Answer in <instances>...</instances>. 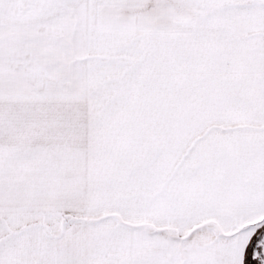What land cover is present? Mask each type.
Listing matches in <instances>:
<instances>
[{
    "label": "snow or ice",
    "instance_id": "6c2138e0",
    "mask_svg": "<svg viewBox=\"0 0 264 264\" xmlns=\"http://www.w3.org/2000/svg\"><path fill=\"white\" fill-rule=\"evenodd\" d=\"M0 264H264V0H0Z\"/></svg>",
    "mask_w": 264,
    "mask_h": 264
}]
</instances>
